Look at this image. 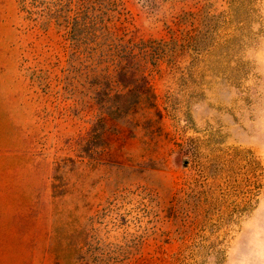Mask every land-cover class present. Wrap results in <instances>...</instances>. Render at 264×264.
Instances as JSON below:
<instances>
[{
	"label": "rangeland",
	"instance_id": "rangeland-1",
	"mask_svg": "<svg viewBox=\"0 0 264 264\" xmlns=\"http://www.w3.org/2000/svg\"><path fill=\"white\" fill-rule=\"evenodd\" d=\"M0 264H264V0H0Z\"/></svg>",
	"mask_w": 264,
	"mask_h": 264
},
{
	"label": "trees",
	"instance_id": "trees-1",
	"mask_svg": "<svg viewBox=\"0 0 264 264\" xmlns=\"http://www.w3.org/2000/svg\"><path fill=\"white\" fill-rule=\"evenodd\" d=\"M143 80H144V77H143ZM135 91L137 92V100L132 101L131 105L130 103L129 105L127 104L128 101L126 98H120L118 100V103H119L118 110H120V112H122L124 108H126L127 106H129V110H132L133 112H135L137 111V109L139 108V105L143 101L149 102L150 105H154V93L151 87L149 86L148 81L146 82L145 80V85H140V86L138 85Z\"/></svg>",
	"mask_w": 264,
	"mask_h": 264
}]
</instances>
